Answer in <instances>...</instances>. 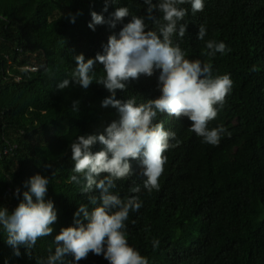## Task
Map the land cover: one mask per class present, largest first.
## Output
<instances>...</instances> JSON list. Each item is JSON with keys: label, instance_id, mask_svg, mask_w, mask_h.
Segmentation results:
<instances>
[{"label": "trees", "instance_id": "1", "mask_svg": "<svg viewBox=\"0 0 264 264\" xmlns=\"http://www.w3.org/2000/svg\"><path fill=\"white\" fill-rule=\"evenodd\" d=\"M119 6L146 16L143 0L109 2L107 10L105 0H0V207L3 191L16 185L20 193L5 200L11 212L27 190L25 182L39 173L49 178L45 199L53 201L57 212L52 235L38 239L31 255L20 246L16 256L0 227V264L46 259L61 227L75 226L78 205L93 207L80 185L68 182L73 174L70 144L81 134L103 133L118 113L101 106L110 95L102 85L93 83L85 91L68 75L74 55L83 53L87 59L102 52L108 36L118 34L130 19L118 21L115 28L94 25L93 30L90 13L107 21ZM181 7L187 9V33L174 35V43L187 58L211 62L214 76L230 74L232 90L209 128L222 125L231 135L213 146L190 131L188 118L158 115L180 143L165 153L158 191L143 188L139 160H130L135 176L116 182L113 191L121 198L131 194L133 183L141 186L142 207L129 214L127 241L149 264H264V0H204L203 11L196 13L190 3ZM200 25L206 28L203 40L197 38ZM210 39L229 51L208 57ZM95 72L102 75V65ZM159 72L154 68L151 76L129 81L127 92L117 90L116 98L135 96L141 103L159 97ZM66 78L70 86L58 89ZM77 99L78 113L71 107ZM100 147L97 143L92 150ZM45 163L52 168H44ZM153 240H159L155 249ZM78 264L109 262L89 253Z\"/></svg>", "mask_w": 264, "mask_h": 264}, {"label": "clouds", "instance_id": "2", "mask_svg": "<svg viewBox=\"0 0 264 264\" xmlns=\"http://www.w3.org/2000/svg\"><path fill=\"white\" fill-rule=\"evenodd\" d=\"M109 2L117 4V0H105V10ZM186 3L191 4L193 13L203 11L204 0H156L155 3L143 0L146 16L131 14L126 6L117 7L107 21L95 11L90 13L88 27L93 30L94 25L104 23L115 28L118 21L130 17L118 34L108 36L102 52L87 59L83 53L74 55L75 67L68 75L73 85L85 91L93 83L102 85L110 95L101 101V106L114 108L118 119L112 120L103 133L81 134L71 142L73 174L68 182L80 185L81 194L93 207L89 210L85 204L78 205L73 213L75 226L61 227L54 236V252L49 248L47 258H39L37 264H78L89 253L102 255L109 264H149L127 241L129 214L142 207L137 195L141 186L133 183L131 194L125 198L113 189L117 181L135 176L130 160H139L143 188L149 193L159 190V179L167 163L165 153L180 142L174 131L165 129L158 115L188 118L190 131L213 146H218L225 134L231 135L222 125L209 128L232 90L230 74L214 76L211 62L187 58L186 52L173 41L174 35L183 38L187 33V23L183 22L187 9L181 7ZM68 18L75 23L72 13ZM205 35L206 28L200 25L197 38L203 40ZM205 47L208 57L229 51L223 42L211 39ZM97 65H102V75L96 74ZM154 68L160 70L159 97L141 103H137L135 96L116 98L117 90L127 92L129 81L138 80L141 75L151 76ZM257 70L255 66L252 69ZM69 86L67 78L57 84L61 90ZM79 103L78 99L71 102L77 113ZM97 143L101 147L93 151ZM43 167L49 169L52 164L45 163ZM25 185L23 198L11 212L0 207V227L16 256L20 255V246L31 255L38 239L52 235V225L57 220L53 201L45 199L49 178L36 173ZM19 193L20 189H15L14 195ZM152 245L153 249L157 248L159 240H153ZM66 257L72 259L66 261Z\"/></svg>", "mask_w": 264, "mask_h": 264}, {"label": "built area", "instance_id": "3", "mask_svg": "<svg viewBox=\"0 0 264 264\" xmlns=\"http://www.w3.org/2000/svg\"><path fill=\"white\" fill-rule=\"evenodd\" d=\"M1 16V15H0ZM34 69V68H33ZM12 81H17L19 80L18 78H13L11 79ZM21 133L23 132V130L20 131ZM17 147V145H13L12 148ZM7 149L4 150V152H6ZM19 188L16 185H9L2 193V198H3V207L5 208V200L9 199L12 195H14V191L15 189Z\"/></svg>", "mask_w": 264, "mask_h": 264}]
</instances>
